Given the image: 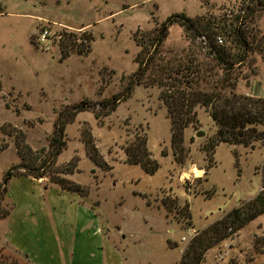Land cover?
Masks as SVG:
<instances>
[{
  "label": "rangeland",
  "instance_id": "obj_1",
  "mask_svg": "<svg viewBox=\"0 0 264 264\" xmlns=\"http://www.w3.org/2000/svg\"><path fill=\"white\" fill-rule=\"evenodd\" d=\"M243 1L0 0V126L11 124L25 134V141L20 134H0L9 143L0 151V183L20 164H26L21 172L32 167L46 172L37 179L44 185L57 186L56 177L68 179L67 186L78 182L84 199L108 226L111 255L115 243L119 249L113 252L123 264H179L198 230L263 189L264 143H221L211 159L204 145L217 126L207 108L198 106L200 124L186 128L184 151L176 152L161 88L142 83L129 90L140 50L135 35L153 30L176 13L221 15L236 11ZM256 16L257 37L264 45V9ZM46 29L50 33L42 41ZM69 34L75 35L71 44ZM64 38V47L71 51L65 59ZM88 45L90 51L82 53ZM189 45L184 28L171 24L164 50L182 51ZM259 81L264 84V52L256 50L243 66L235 91L263 96ZM78 103H83V110L75 111ZM89 132L113 165L111 170L91 159ZM55 136L64 141L56 156L59 145L51 143ZM137 136L148 138V149L160 163L154 174L127 161L125 147ZM23 142L32 152L20 147ZM19 187L21 192L14 188L11 196L32 195L31 183ZM170 197H178L180 207L190 202L192 226L183 210L164 204ZM10 215L0 220V243L17 253L11 250H19L10 240L12 231H6ZM202 264H264V214L210 248Z\"/></svg>",
  "mask_w": 264,
  "mask_h": 264
},
{
  "label": "trees",
  "instance_id": "obj_2",
  "mask_svg": "<svg viewBox=\"0 0 264 264\" xmlns=\"http://www.w3.org/2000/svg\"><path fill=\"white\" fill-rule=\"evenodd\" d=\"M262 9H264V0H244L238 9L231 13L195 17L176 13L153 30L136 32L135 40L140 47L135 58L138 68L131 77L129 90L132 86L142 83L158 85L161 88V98L171 116L172 145L176 152L184 151L186 128L200 124L198 106L207 108L208 114L217 126L216 132L204 145L211 159L221 143L251 147H254L256 142L264 143V97L235 91L248 57L256 50L264 52V45L257 37L259 29L254 25L256 15ZM173 23H179L190 39L187 49L174 52L164 50L163 46L169 35L170 25ZM69 36L68 41L71 44L75 35L69 34ZM87 39H93L92 33H89ZM64 41L65 38L62 40L61 58L63 59L71 54V51L64 47ZM89 51L90 45L81 52ZM113 103L115 108L116 101ZM74 108L75 111L83 110L84 105L78 103ZM58 130L63 134L64 127L59 126ZM1 133L20 134L25 141L24 132L11 124L0 126ZM86 140L91 159L104 170H111L113 165L104 158L90 132ZM147 142L146 136H137L133 142L127 144L125 152L129 163L138 164L146 172L154 174L160 168V163L152 156ZM51 143L59 145L55 148L54 156L59 155L64 141L55 136ZM8 146L5 137L0 136V151ZM20 147L32 152L31 146L26 142ZM22 157L26 159L25 154H22ZM25 165L11 167L0 183V220L6 221L15 208V203L9 196V183L13 177L46 176V172H34L32 170L34 167L30 168L29 172H21ZM76 167L77 160L74 169ZM74 169L70 171L73 172ZM207 171L206 169L205 173ZM54 182L61 190L76 192L84 198L80 183L70 181L71 184L67 186L68 179L65 177H56ZM163 202L179 212L183 210L182 213L187 217L189 225H193L189 201H185L182 207L178 205L180 204L178 197H170ZM262 214H264V174L263 189L260 193L198 230L184 250L179 264H202L210 248L232 236ZM2 230L0 228V242ZM11 250L17 253L20 251ZM17 253L8 251L7 247L0 243V264H35L26 254L21 251V255Z\"/></svg>",
  "mask_w": 264,
  "mask_h": 264
},
{
  "label": "crops",
  "instance_id": "obj_3",
  "mask_svg": "<svg viewBox=\"0 0 264 264\" xmlns=\"http://www.w3.org/2000/svg\"><path fill=\"white\" fill-rule=\"evenodd\" d=\"M259 87L264 94L261 81ZM37 179L16 176L10 180L9 196L15 208L6 231H12L10 240L14 246L36 264H123L118 254L113 252L119 249L115 241L113 255L108 250V226L101 220L94 205L76 192L44 185ZM24 183L33 185L30 189L32 195L23 192L25 196L19 193L11 196L14 188H17L16 192H21L19 186ZM118 229L121 232V228Z\"/></svg>",
  "mask_w": 264,
  "mask_h": 264
},
{
  "label": "built area",
  "instance_id": "obj_4",
  "mask_svg": "<svg viewBox=\"0 0 264 264\" xmlns=\"http://www.w3.org/2000/svg\"><path fill=\"white\" fill-rule=\"evenodd\" d=\"M49 33H50V32H49L48 29L44 30V31L42 32V35H41V40H42V41H47L46 39L48 38ZM263 96H264V94H263Z\"/></svg>",
  "mask_w": 264,
  "mask_h": 264
},
{
  "label": "water",
  "instance_id": "obj_5",
  "mask_svg": "<svg viewBox=\"0 0 264 264\" xmlns=\"http://www.w3.org/2000/svg\"><path fill=\"white\" fill-rule=\"evenodd\" d=\"M199 134L202 135V134H204V132H200Z\"/></svg>",
  "mask_w": 264,
  "mask_h": 264
}]
</instances>
